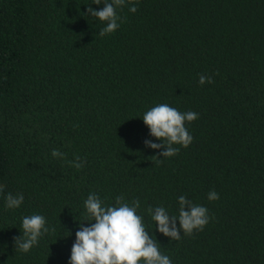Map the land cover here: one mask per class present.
Here are the masks:
<instances>
[{
  "label": "trees",
  "instance_id": "16d2710c",
  "mask_svg": "<svg viewBox=\"0 0 264 264\" xmlns=\"http://www.w3.org/2000/svg\"><path fill=\"white\" fill-rule=\"evenodd\" d=\"M88 6L104 4L0 0V264H70L91 193L138 199L172 264H264V0H125L103 37ZM159 104L199 117L171 158L145 144L162 143L142 120ZM8 193L23 204L6 207ZM180 196L210 221L175 240L148 209L178 217ZM34 214L49 232L24 253L15 241Z\"/></svg>",
  "mask_w": 264,
  "mask_h": 264
},
{
  "label": "clouds",
  "instance_id": "9594fccd",
  "mask_svg": "<svg viewBox=\"0 0 264 264\" xmlns=\"http://www.w3.org/2000/svg\"><path fill=\"white\" fill-rule=\"evenodd\" d=\"M104 4L101 10H94L88 6L87 12L106 26L100 31V36L112 34L120 27L121 17L116 9L125 5V0H94V4ZM137 12L133 4L130 9ZM199 83H214L211 77L201 75ZM196 112L181 113L168 104H159L152 107L143 115V122L150 129L151 135L162 143L145 141L152 149H166L160 152L164 158H171L179 154L180 145L189 147L193 137L186 128V122L197 120ZM54 158H64V153L53 149ZM158 158V157H157ZM72 167L81 169L85 162L77 156L75 161L68 162ZM5 185H0V193L4 192ZM219 194L214 190L209 192L210 201L219 200ZM6 207L19 208L24 201L23 194L13 196L8 193L5 197ZM179 216H170L162 207L149 208L148 213L155 222L159 233L165 237L179 240L181 230L191 236L194 231H203L208 225L210 217L208 209L195 205L185 196L179 197ZM86 215L90 218L80 223L76 232V240L72 246L70 264H172L171 259L161 253L160 247L145 228L144 219L137 214L140 201L135 199L131 204L123 196L115 198V206L105 205L96 193L88 195L84 201ZM179 221L180 227H177ZM87 222L90 226L85 227ZM23 234L15 241L16 250L27 253L37 246L40 238L49 232L46 219L42 215L25 216L22 219ZM51 231H55L54 228Z\"/></svg>",
  "mask_w": 264,
  "mask_h": 264
}]
</instances>
